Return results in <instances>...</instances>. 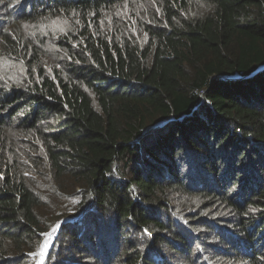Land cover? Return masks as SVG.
<instances>
[{
	"label": "trees",
	"instance_id": "obj_1",
	"mask_svg": "<svg viewBox=\"0 0 264 264\" xmlns=\"http://www.w3.org/2000/svg\"><path fill=\"white\" fill-rule=\"evenodd\" d=\"M262 68L264 0H0V264H264Z\"/></svg>",
	"mask_w": 264,
	"mask_h": 264
},
{
	"label": "bare ground",
	"instance_id": "obj_2",
	"mask_svg": "<svg viewBox=\"0 0 264 264\" xmlns=\"http://www.w3.org/2000/svg\"><path fill=\"white\" fill-rule=\"evenodd\" d=\"M58 231H59V228L56 227L53 231H51L49 234L46 235L44 239L45 244L43 243L42 248L37 255L38 256L37 264H45L48 252L50 251V248L55 241Z\"/></svg>",
	"mask_w": 264,
	"mask_h": 264
},
{
	"label": "water",
	"instance_id": "obj_3",
	"mask_svg": "<svg viewBox=\"0 0 264 264\" xmlns=\"http://www.w3.org/2000/svg\"><path fill=\"white\" fill-rule=\"evenodd\" d=\"M262 70H264V68H262ZM258 72H261V70L258 71ZM160 125H161V124H160ZM157 126H159V125H157ZM72 222H74L73 219H67V220H64V221H62L61 223H59V224L56 226V227L59 228V231L57 232V235L59 234V232H60L62 226L66 225V224H68V223H72ZM57 235H56V236H57ZM54 245H55V241H54V243L52 244V246H51V248H50V251L52 250V248L54 247ZM50 251L48 252V255H49ZM48 255H47V257H48Z\"/></svg>",
	"mask_w": 264,
	"mask_h": 264
},
{
	"label": "rangeland",
	"instance_id": "obj_4",
	"mask_svg": "<svg viewBox=\"0 0 264 264\" xmlns=\"http://www.w3.org/2000/svg\"><path fill=\"white\" fill-rule=\"evenodd\" d=\"M2 12H3V11H1V13H2ZM50 24H51L52 26H54V27H58V26H59V25H56L57 23H55V22H50ZM40 27H41V26H40ZM76 222H79V221L76 220V221L72 222V224H73V223H76ZM55 228H56V227H55ZM55 228H53V230H54ZM53 230H52V231H53ZM50 232H51V231H50ZM50 232H49V233H50ZM49 233H48V234H49ZM46 235H47V234H46ZM45 237H46V236H45ZM44 239H45V238H44ZM44 239H43L42 245H43V243H44ZM46 239H47V238H46ZM44 244H45V243H44ZM42 245H41V248H42ZM40 250H41V249H40ZM38 253H39V252H38ZM38 253H36V254L33 255L34 257H36V263H35V264H37V261H38V256H37Z\"/></svg>",
	"mask_w": 264,
	"mask_h": 264
}]
</instances>
